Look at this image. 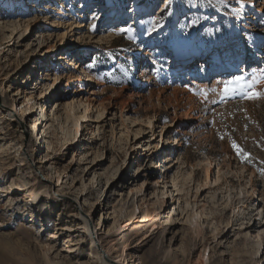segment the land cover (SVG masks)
I'll use <instances>...</instances> for the list:
<instances>
[{"label": "rangeland", "instance_id": "rangeland-1", "mask_svg": "<svg viewBox=\"0 0 264 264\" xmlns=\"http://www.w3.org/2000/svg\"><path fill=\"white\" fill-rule=\"evenodd\" d=\"M258 4L0 0V264H264Z\"/></svg>", "mask_w": 264, "mask_h": 264}, {"label": "bare ground", "instance_id": "bare-ground-1", "mask_svg": "<svg viewBox=\"0 0 264 264\" xmlns=\"http://www.w3.org/2000/svg\"><path fill=\"white\" fill-rule=\"evenodd\" d=\"M258 7L255 9L256 10V14H257V17H256V19H254L253 20V25H254V27H256V26H263L264 25V23L262 22V23H260V19H259V16H260V13H261V10H262V7L264 6V0H258ZM246 18H249L248 16L246 17ZM260 23V24H259ZM137 29L138 30H140L141 28H140V26H137ZM261 36L262 37H264V31L261 33ZM258 42H259V40L258 41H256V43H255V45H254V47L253 48H257V45H258ZM214 53V55L215 56H219V57H227V55L228 54H231V57H232V59L233 58H235V56L237 57V51H234L232 48H231V46H229V45H221L220 46V44H218L215 48H214V51H213ZM177 54H172V55H170L169 57H167V59H166V63H165V66L169 69V71L170 70H173V69H175V70H179V69H184V70H189V71H191V67H190V69H188L187 68V65L186 66H182V64L184 63L185 64V60H179V58L176 56ZM197 56V55H196ZM239 56V55H238ZM258 57V55H253L252 57H251V60L253 61V59L254 58H257ZM52 63L53 62H55V58H53L52 59V61H51ZM247 62L248 61H246L245 59H244V65H246L247 64ZM256 63H258V61H255ZM205 63V62H204ZM252 63H254V62H252ZM183 64V65H184ZM244 65H243V67H244ZM203 66V64H202V62H196V63H194L193 65H192V70H194V71H196V72H198V71H200V69H201V67ZM79 68H80V66H78ZM242 67V68H243ZM174 70V71H175ZM183 70V71H184ZM146 70H144L143 69V67L141 68V74H144L143 76V79L141 80V82L142 83H150L151 82V76H150V74H145L146 72H145ZM83 72L86 74L87 73V71L86 70H83ZM195 74V73H194ZM146 75V76H145ZM195 75H197V74H195ZM85 80H88V79H84V81ZM151 92H153V91H150V93ZM161 93V91L159 90L158 91V94H160ZM138 95V94H137ZM141 95L142 94H139L138 96L139 97H141ZM87 109H89L88 107H87ZM88 115H87V112L85 111V112H83V114L81 115V118L83 119V121H87L88 120ZM84 151L82 150L81 151V154L83 153ZM86 152V151H85ZM85 154V153H84ZM166 157V156H165ZM164 157V158H165ZM85 227L88 229L89 228V223L88 222H86L85 223ZM106 253V252H105ZM107 258V257H106ZM104 262H105V264H141V261H140V258H138V259H136V260H133V261H128V260H125V259H123L122 257H120V256H117L116 258H114V259H109V258H107V259H105L104 258Z\"/></svg>", "mask_w": 264, "mask_h": 264}, {"label": "snow or ice", "instance_id": "snow-or-ice-1", "mask_svg": "<svg viewBox=\"0 0 264 264\" xmlns=\"http://www.w3.org/2000/svg\"><path fill=\"white\" fill-rule=\"evenodd\" d=\"M221 3L225 2V0H220ZM120 31H131L130 28H121ZM245 78L243 76H237L232 80L224 81V87H223V95L229 96L234 93H239L246 99L250 100H257L264 98V91H257L254 88L255 83L257 82L256 78H253L250 81H247L246 84H241L240 82L244 80ZM206 95V93H202ZM223 139V137H221ZM231 146L233 149L237 152L238 155H241L242 159H246L248 154L244 152V150L237 144L235 140L231 141Z\"/></svg>", "mask_w": 264, "mask_h": 264}]
</instances>
